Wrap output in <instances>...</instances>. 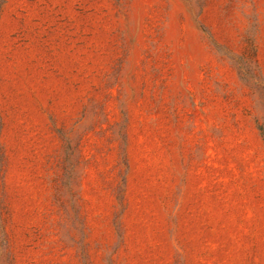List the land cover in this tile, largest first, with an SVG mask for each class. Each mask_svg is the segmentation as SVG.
Returning a JSON list of instances; mask_svg holds the SVG:
<instances>
[{
  "label": "rangeland",
  "instance_id": "rangeland-1",
  "mask_svg": "<svg viewBox=\"0 0 264 264\" xmlns=\"http://www.w3.org/2000/svg\"><path fill=\"white\" fill-rule=\"evenodd\" d=\"M0 264H264V0H0Z\"/></svg>",
  "mask_w": 264,
  "mask_h": 264
}]
</instances>
